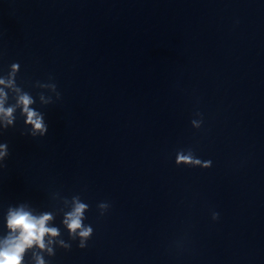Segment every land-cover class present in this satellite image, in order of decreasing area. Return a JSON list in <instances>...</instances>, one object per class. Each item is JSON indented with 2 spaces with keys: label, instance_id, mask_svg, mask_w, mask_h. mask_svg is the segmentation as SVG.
<instances>
[{
  "label": "clouds",
  "instance_id": "9594fccd",
  "mask_svg": "<svg viewBox=\"0 0 264 264\" xmlns=\"http://www.w3.org/2000/svg\"><path fill=\"white\" fill-rule=\"evenodd\" d=\"M5 83L4 80H0V84ZM11 81H9V84ZM4 93L0 90V116L6 119L5 129L14 122L12 116L14 108H4ZM19 103L23 105V112L27 115L26 124L32 126L29 135L35 136L39 133L43 136L47 132V126L43 123L42 117L37 112L31 110L28 106L32 103L31 98L25 94L19 98ZM8 155L7 144H0V160ZM185 162L191 163V157L181 156L179 158ZM199 163V161H195ZM85 208V205L80 204L76 207L74 213L70 214L65 221L69 230L75 232L77 229H81V216ZM51 219L49 215L42 217H34L29 212L23 209L11 211L8 217V227L14 232L18 233L15 237L9 238L4 242V246L0 247V264H21L25 250L30 248L33 244H37L40 248H44L43 237L44 235L51 234L55 236L58 234L57 229L46 227L47 221ZM92 229L85 228L80 231L81 238H87L91 234ZM80 247H85L83 239ZM38 264H43L42 260H38Z\"/></svg>",
  "mask_w": 264,
  "mask_h": 264
}]
</instances>
